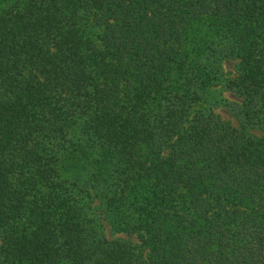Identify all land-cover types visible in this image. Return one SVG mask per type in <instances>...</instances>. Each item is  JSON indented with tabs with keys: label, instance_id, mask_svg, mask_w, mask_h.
I'll list each match as a JSON object with an SVG mask.
<instances>
[{
	"label": "trees",
	"instance_id": "trees-1",
	"mask_svg": "<svg viewBox=\"0 0 264 264\" xmlns=\"http://www.w3.org/2000/svg\"><path fill=\"white\" fill-rule=\"evenodd\" d=\"M0 264H264V0H0Z\"/></svg>",
	"mask_w": 264,
	"mask_h": 264
},
{
	"label": "rangeland",
	"instance_id": "rangeland-1",
	"mask_svg": "<svg viewBox=\"0 0 264 264\" xmlns=\"http://www.w3.org/2000/svg\"><path fill=\"white\" fill-rule=\"evenodd\" d=\"M223 69L227 77H233L236 73V61L227 59L225 60L223 64ZM222 92V96L220 98L224 99V101L219 105L217 108V112L222 116L223 119L230 121L235 126H240V120L236 116V111L231 108V106H227V103H240L241 99L238 98V96L233 93L232 91L226 90L220 87V90ZM235 105H233L234 107ZM255 135H259L260 133L254 129V131H251ZM108 234L111 236L108 228H107ZM118 236V235H117ZM121 236V235H120Z\"/></svg>",
	"mask_w": 264,
	"mask_h": 264
}]
</instances>
